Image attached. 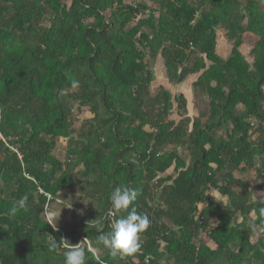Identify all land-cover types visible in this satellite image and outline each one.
Wrapping results in <instances>:
<instances>
[{
    "label": "trees",
    "instance_id": "trees-1",
    "mask_svg": "<svg viewBox=\"0 0 264 264\" xmlns=\"http://www.w3.org/2000/svg\"><path fill=\"white\" fill-rule=\"evenodd\" d=\"M154 1L0 0V264H63L54 240L82 242L86 264H264V194L252 200L264 191V0ZM219 30L232 44L225 61ZM147 57L189 90L153 96ZM84 109L93 118L77 129ZM252 170L250 182L235 175ZM120 186L138 190L133 206L151 225L140 253L113 259L97 237L126 215L109 199ZM71 191L90 212L48 221Z\"/></svg>",
    "mask_w": 264,
    "mask_h": 264
},
{
    "label": "rangeland",
    "instance_id": "rangeland-1",
    "mask_svg": "<svg viewBox=\"0 0 264 264\" xmlns=\"http://www.w3.org/2000/svg\"><path fill=\"white\" fill-rule=\"evenodd\" d=\"M125 2L128 3H144L150 7H156L158 4L157 1L154 0H125ZM70 3V1L68 2ZM251 43L246 42L244 45L240 48V52L243 55V57L247 60L249 64H252V60L250 57V51H251ZM217 54L225 61L228 59V57L231 55V50H232V44L227 40L225 37V33L223 31L217 32ZM151 58L147 57L146 63L148 65V69L152 71L156 78V83L155 85L151 88V93L152 95H156L158 93V86L163 85L168 89L173 97L178 96L182 92H187L189 90V84L182 83L180 85H174L173 83L169 82L167 79L165 69L162 67V63L160 61H156L154 65H152L154 62L150 61ZM206 100V99H204ZM207 101V100H206ZM207 103V102H206ZM207 114V113H206ZM197 115V112H196ZM93 118V115L87 111L86 109L83 110L82 113H78L77 111L75 112L74 116V122L75 126L78 127L85 121L91 120ZM222 135H225L224 131H221ZM258 133L253 131L252 133V140L255 141L257 139ZM179 154L182 155L184 158L188 159V154L187 152L181 150H178ZM66 154V142L65 140H58L57 141V149L54 152V155L61 159L64 160ZM258 168V166H257ZM237 178L243 179L246 182H250L254 179L255 177V171H248L246 173H236L235 174ZM258 185V184H257ZM258 186L253 187L252 189V200L255 201L256 199L260 198L263 196L264 191L262 189H257ZM89 193V191H88ZM212 195H214V198L218 203H223L224 205L227 204V199L221 197L218 193L212 192ZM77 197L76 191H71L67 193L61 194L59 197L58 201L60 202L58 205L55 206V211H52L51 214H49V218L52 219V223L58 222V225H63V226H68V225H73V224H78L80 220H82L91 210V202H84V208L81 209L80 211L77 210L74 207V201L73 199ZM63 204V206H62ZM200 210L203 209V206L200 205L199 207ZM255 219L254 215H251L246 226V230H248L249 234H251V240L253 243L257 241V239L260 237V231L254 226L252 223L253 220ZM211 226L214 224L216 225V221L214 219H211L210 221ZM241 222V218L238 220V223ZM200 241L205 242L209 247L212 249H215V245L209 240L207 233L203 232L200 235ZM97 253V251H95Z\"/></svg>",
    "mask_w": 264,
    "mask_h": 264
},
{
    "label": "clouds",
    "instance_id": "clouds-1",
    "mask_svg": "<svg viewBox=\"0 0 264 264\" xmlns=\"http://www.w3.org/2000/svg\"><path fill=\"white\" fill-rule=\"evenodd\" d=\"M77 82L72 83V87L76 88ZM138 190L120 186L116 187L110 194L111 207L116 212H124L126 215L110 222V230L102 232L97 237V243L102 245L113 259H124L141 252L142 235L149 229L151 221L146 214L138 213L133 206L138 196ZM28 202V196L24 195L14 201L10 209V215H15L18 210L25 209ZM260 216L264 217V207L259 209ZM93 224H99L96 219ZM53 249H64L63 264H86V249L82 246V242L72 244L68 240H61L51 244ZM147 264V258L145 260Z\"/></svg>",
    "mask_w": 264,
    "mask_h": 264
},
{
    "label": "built area",
    "instance_id": "built-area-1",
    "mask_svg": "<svg viewBox=\"0 0 264 264\" xmlns=\"http://www.w3.org/2000/svg\"><path fill=\"white\" fill-rule=\"evenodd\" d=\"M50 198V197H49ZM47 219H48V221H50L51 219L49 218V215H47Z\"/></svg>",
    "mask_w": 264,
    "mask_h": 264
},
{
    "label": "water",
    "instance_id": "water-1",
    "mask_svg": "<svg viewBox=\"0 0 264 264\" xmlns=\"http://www.w3.org/2000/svg\"><path fill=\"white\" fill-rule=\"evenodd\" d=\"M89 250L92 251V249L89 247Z\"/></svg>",
    "mask_w": 264,
    "mask_h": 264
},
{
    "label": "crops",
    "instance_id": "crops-1",
    "mask_svg": "<svg viewBox=\"0 0 264 264\" xmlns=\"http://www.w3.org/2000/svg\"><path fill=\"white\" fill-rule=\"evenodd\" d=\"M195 116H196V112H194Z\"/></svg>",
    "mask_w": 264,
    "mask_h": 264
}]
</instances>
